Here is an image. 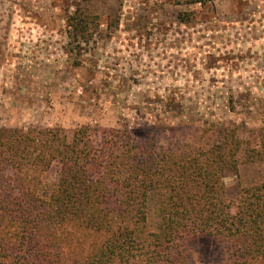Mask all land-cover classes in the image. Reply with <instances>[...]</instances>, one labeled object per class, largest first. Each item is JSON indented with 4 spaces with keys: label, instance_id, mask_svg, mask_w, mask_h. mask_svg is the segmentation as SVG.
Here are the masks:
<instances>
[{
    "label": "rangeland",
    "instance_id": "1",
    "mask_svg": "<svg viewBox=\"0 0 264 264\" xmlns=\"http://www.w3.org/2000/svg\"><path fill=\"white\" fill-rule=\"evenodd\" d=\"M84 9L87 33L67 17ZM129 130L194 153L264 127V0H0V128ZM59 167L50 171L58 176ZM263 165L223 177L228 200ZM188 264H225L223 244L194 240Z\"/></svg>",
    "mask_w": 264,
    "mask_h": 264
},
{
    "label": "trees",
    "instance_id": "2",
    "mask_svg": "<svg viewBox=\"0 0 264 264\" xmlns=\"http://www.w3.org/2000/svg\"><path fill=\"white\" fill-rule=\"evenodd\" d=\"M67 24L92 21L79 7ZM243 165L264 166V127L255 147L184 154L129 130L2 127L0 264H188L199 238L223 244L225 264H264V172L234 201L223 182Z\"/></svg>",
    "mask_w": 264,
    "mask_h": 264
}]
</instances>
